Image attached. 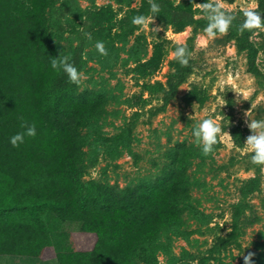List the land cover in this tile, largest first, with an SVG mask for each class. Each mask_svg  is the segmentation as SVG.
Here are the masks:
<instances>
[{
    "label": "rangeland",
    "instance_id": "1",
    "mask_svg": "<svg viewBox=\"0 0 264 264\" xmlns=\"http://www.w3.org/2000/svg\"><path fill=\"white\" fill-rule=\"evenodd\" d=\"M54 1L57 8L67 3L71 6L64 17L63 31L54 26L52 9L48 12V33L61 51L70 55L80 37L84 38L82 72L88 79L76 85L77 90L97 91L106 100V113L80 128L86 136L83 150L88 166L82 180L120 188L153 184L168 171L173 149L192 147L194 153L187 165L191 199L183 205L184 224L162 235V248L153 264H244L243 256L248 252L255 253L254 264H264V166L250 167L252 150L245 143L242 148L236 147L228 134L232 125L241 126L245 139L251 134L244 115L249 109L250 119H264V28L249 30V40L262 46L256 55L262 76L257 78L248 71L246 53L238 52L235 41L224 43V35L208 38L204 29L193 32L192 27L176 33L157 19L152 25L161 27L157 33L151 26L133 25L132 12L145 0ZM223 3L224 11L234 17L227 34L244 23L245 10L263 14L257 7L258 0ZM100 9L111 10L114 23L99 28L87 20L89 12ZM126 18L121 28L119 21ZM197 18L201 20L197 28L209 23L207 16ZM85 33H91L92 38L87 39ZM159 38L169 47L192 38L195 68L166 109L152 115L161 102L144 94L148 102L143 105L139 85L143 80L138 83L131 69L151 57ZM97 41L104 42L107 56L97 51ZM172 58L168 48L160 67L147 80L165 82ZM193 84L206 95L203 104L187 98ZM204 119L218 123L224 133L208 156L202 154L193 136L194 127ZM41 215L45 228L37 237L22 235L10 246L0 247L9 250L6 252L29 250L53 258L75 251L78 225L60 221L50 212ZM254 217L259 220L250 224ZM36 264L55 263L38 260Z\"/></svg>",
    "mask_w": 264,
    "mask_h": 264
},
{
    "label": "trees",
    "instance_id": "2",
    "mask_svg": "<svg viewBox=\"0 0 264 264\" xmlns=\"http://www.w3.org/2000/svg\"><path fill=\"white\" fill-rule=\"evenodd\" d=\"M155 2L162 9L155 19L174 32L187 27L193 32L204 29L197 28L201 23L197 16L207 15L195 5L210 0ZM51 9L56 15L54 26L65 30L64 17L71 12L68 3L57 8L54 0H0V246L8 247L22 235L37 237L38 231L45 228L41 213L50 212L60 221L78 225L76 249L58 253L59 264H153L156 252L162 248V235L184 224L183 205L191 199L187 165L194 149H173L168 171L153 184L120 188L84 182L88 170L83 150L86 136L80 128L106 113V100L97 91H78L63 71L51 67L52 57L65 54L48 33ZM149 9L145 0L132 15L150 16ZM258 9L264 17V0H258ZM111 13L109 9L94 10L87 20L95 27L109 26L114 23ZM125 21L127 18L119 21L121 28ZM240 26L221 40L235 41L238 52L246 53L248 71L259 78L262 74L256 55L262 46L251 42L250 31L241 32ZM178 46H186L192 53V38L170 47L159 38L151 57L131 69L138 83L143 80L139 84L143 105L148 102L144 94L161 102L152 115L163 112L194 73L192 57L187 67H181L173 57L165 82L147 80L160 67L167 49L173 53ZM83 51L84 38L80 37L70 54L80 71ZM187 98L203 104L206 95L193 84ZM21 117L29 124L35 123L37 134L13 147L10 137L23 130ZM229 134L236 147L244 146L241 126H230ZM258 220L254 217L249 223ZM2 247L0 255L51 257L29 250L6 252L9 250Z\"/></svg>",
    "mask_w": 264,
    "mask_h": 264
},
{
    "label": "clouds",
    "instance_id": "3",
    "mask_svg": "<svg viewBox=\"0 0 264 264\" xmlns=\"http://www.w3.org/2000/svg\"><path fill=\"white\" fill-rule=\"evenodd\" d=\"M148 2L150 5L149 10L152 15L134 16L131 23L141 28H149V26H151V31L157 33L162 30L161 27H152V25L154 24L156 15L159 14L162 9L155 0H148ZM195 6L201 9L208 17L209 23L203 30L208 38H214L217 34H227L234 17L224 11L223 0H210V2L196 3ZM244 16L246 19L240 26L241 32L244 30L264 28V17H262L259 12L255 10H245ZM85 36L89 40L92 38L91 33H85ZM95 47L102 56L108 55L103 41H97ZM172 55L181 67H187L192 54L186 46H178ZM50 63L54 70L58 72L63 71L72 84L80 86L84 80L88 79L86 74L75 66L70 55H65L60 52L57 57H52ZM239 96L238 94L237 103H239ZM250 111L251 109L244 113L246 117L245 123L251 133L246 137L245 144L253 153L251 156V163L264 166V119H250ZM189 118H191V116H189ZM20 127L23 130L10 137L9 142L13 147H19L25 142L26 137L34 138L37 134L35 123L29 124L27 121L23 120L22 117ZM223 134L221 126L212 119L202 120L193 129L194 142L201 148L202 154L205 156L214 152V146L218 143V137ZM229 231H231V229H229ZM254 256V252H248L247 255H244V264H254Z\"/></svg>",
    "mask_w": 264,
    "mask_h": 264
},
{
    "label": "crops",
    "instance_id": "4",
    "mask_svg": "<svg viewBox=\"0 0 264 264\" xmlns=\"http://www.w3.org/2000/svg\"><path fill=\"white\" fill-rule=\"evenodd\" d=\"M41 263H48L53 261L55 264H59L56 258L48 257L47 259H41L34 256H0V264H36L37 261Z\"/></svg>",
    "mask_w": 264,
    "mask_h": 264
}]
</instances>
